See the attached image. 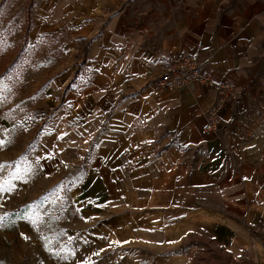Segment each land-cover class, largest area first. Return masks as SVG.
I'll return each instance as SVG.
<instances>
[{
  "label": "crops",
  "instance_id": "1",
  "mask_svg": "<svg viewBox=\"0 0 264 264\" xmlns=\"http://www.w3.org/2000/svg\"><path fill=\"white\" fill-rule=\"evenodd\" d=\"M36 4L40 30L65 29L66 50L92 74L64 92L51 138L75 141L86 166L78 193L106 217L99 228L116 242H193L264 264V171L249 155L264 147V0ZM171 49L191 55L212 86L155 90ZM220 84L235 101L217 104Z\"/></svg>",
  "mask_w": 264,
  "mask_h": 264
},
{
  "label": "rangeland",
  "instance_id": "2",
  "mask_svg": "<svg viewBox=\"0 0 264 264\" xmlns=\"http://www.w3.org/2000/svg\"><path fill=\"white\" fill-rule=\"evenodd\" d=\"M36 3L0 5V264H245L193 242L117 243L99 228L106 217L78 193L86 166L75 141L51 138L64 92L92 74L66 50L65 29L36 25ZM249 155L264 171V147Z\"/></svg>",
  "mask_w": 264,
  "mask_h": 264
},
{
  "label": "built area",
  "instance_id": "3",
  "mask_svg": "<svg viewBox=\"0 0 264 264\" xmlns=\"http://www.w3.org/2000/svg\"><path fill=\"white\" fill-rule=\"evenodd\" d=\"M211 87L210 74L200 73V68L195 59L182 51L171 49L161 55L160 71L153 87L157 91L180 92L192 84ZM236 98L230 86L220 84L216 86V102L222 104L235 101ZM217 116L215 110L208 112V117L202 127L204 136L209 137L216 131Z\"/></svg>",
  "mask_w": 264,
  "mask_h": 264
},
{
  "label": "snow or ice",
  "instance_id": "4",
  "mask_svg": "<svg viewBox=\"0 0 264 264\" xmlns=\"http://www.w3.org/2000/svg\"><path fill=\"white\" fill-rule=\"evenodd\" d=\"M4 190H7V189H5L3 186H0V191H4ZM4 219H5L4 217H0V226H3Z\"/></svg>",
  "mask_w": 264,
  "mask_h": 264
}]
</instances>
